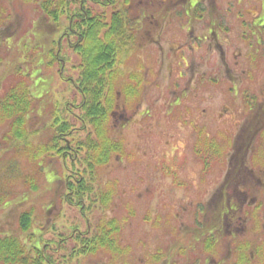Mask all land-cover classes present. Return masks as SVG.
Instances as JSON below:
<instances>
[{"label":"rangeland","instance_id":"1","mask_svg":"<svg viewBox=\"0 0 264 264\" xmlns=\"http://www.w3.org/2000/svg\"><path fill=\"white\" fill-rule=\"evenodd\" d=\"M262 2L76 0L52 23L42 18L37 0H0V96L22 77L34 96L21 138L12 142L8 121H0V234L22 235L20 218L27 210L28 232L43 228L33 241L54 242L48 252L55 264H264V136L258 132L264 67L249 72L256 59L247 64L237 49L241 19L263 13ZM127 3L134 12L128 19L154 20V42L116 56L114 91L120 98L110 123L122 151L99 167L100 186L90 179L97 191L87 195L89 210L81 212L61 198V159L35 155V146L50 138L52 124L65 113L77 128L71 134L81 139L90 129L80 128L78 118L81 55L79 32L71 28L78 8L91 4L99 14H117ZM187 16L197 19L189 23ZM213 20L218 43L207 30ZM189 31L193 47L185 46ZM140 62L154 66L137 67ZM132 77L138 88L127 96ZM245 89L253 105L247 106ZM70 139L68 134L60 142ZM99 190L110 193L106 208L97 201ZM110 218L119 223L122 250L76 254L75 229L89 237L97 222ZM61 237L64 248L56 246Z\"/></svg>","mask_w":264,"mask_h":264},{"label":"trees","instance_id":"2","mask_svg":"<svg viewBox=\"0 0 264 264\" xmlns=\"http://www.w3.org/2000/svg\"><path fill=\"white\" fill-rule=\"evenodd\" d=\"M37 1L39 9L43 12L42 18L53 23L58 21L60 15L68 13L67 6L69 7L76 0ZM130 4L127 3L119 9L122 12V17L116 16L121 15V12L99 14L100 12L90 6L91 4L87 9L78 8V18H75L71 25V28L79 32V39L75 47L81 55L80 74L77 82L80 85L81 94L79 105L83 104V106L81 108L82 115L80 117L79 114L78 118L81 121L80 128L90 129L81 139L77 134H71L75 133L77 128L70 123L69 117L65 113V117L61 116L60 121L52 124L53 133L50 138L35 146V155H45L51 162V158L61 159L63 170L62 173L59 171L57 177L62 184L61 198L78 206L81 212L89 210L90 205L87 203L86 206L84 205L85 199L88 200L90 195L97 191L92 188L90 179L96 177L97 185L100 186V183L98 184L99 167L108 163L112 155L122 151L120 136L112 134L114 126L110 123V118L114 116L120 98L119 93L114 91L116 87L115 59L120 50L126 51L127 40H130L132 33L130 27H125L126 24L128 26L132 24L128 19L134 14ZM126 33H129L127 37ZM124 92L127 96H129L128 92L132 94L131 87H126ZM33 104L34 96L25 77L10 85L0 96V121H8L9 131L6 136L12 142L22 137V130L26 131V121L32 111ZM90 130L93 131V136ZM68 134L71 135L70 144L60 142ZM67 161H69L68 164ZM38 167L39 172L43 171L41 163ZM24 180L31 185L34 184L31 178L25 177ZM99 186L98 189H100ZM4 190V187L1 186L0 191L3 193ZM98 192L97 201L100 206L106 208L111 199L110 193H103L101 190ZM1 200L2 195H0ZM31 222L30 211H23L20 218V231L24 236L0 234V263L55 264V260L51 259L48 252L54 242L46 238L41 242L43 246L35 243L33 239L36 236L41 237L43 228L39 227L37 233L28 232ZM74 227L77 228L76 224ZM75 230V234L77 233L75 239L79 240L78 249H73L76 254L94 253L98 249H104L110 253L122 250L117 238L119 223L115 218L102 219L97 222L89 237H83L77 229ZM25 241H28L29 244H26ZM56 243L59 248L65 246L63 237L59 238Z\"/></svg>","mask_w":264,"mask_h":264},{"label":"flooded vegetation","instance_id":"3","mask_svg":"<svg viewBox=\"0 0 264 264\" xmlns=\"http://www.w3.org/2000/svg\"><path fill=\"white\" fill-rule=\"evenodd\" d=\"M262 10H263V13L261 14H258V13H255L252 17V19H246V18H242L241 19V23H240V28H241V32L239 33L240 37L239 39L242 41V45L241 47L240 46H237V49L239 50V54H244L246 59V63L248 64L249 61H254V58L256 59L255 60V65H251L249 66L250 68V71L249 72H252V67H253V70L254 68L256 67H264V0H262ZM197 3L195 2L193 4V7L194 8V5H196ZM147 5V4H146ZM147 8H149V6L147 5ZM188 17V16H187ZM199 17V16H198ZM192 19H197V16H189L188 17V22L191 23L193 22ZM130 21L132 22V24L129 26L130 29H132V33L130 35V40H127V47H126V52H130L134 49V47H136L135 49L139 48L140 50L143 49V46H149V45H152V43L154 42V32L152 31V29L154 28L153 25H154V20H151V19H148L146 17H143V15H138V16H135L134 18L130 19ZM219 24L217 21L213 20L211 21V23H209V26L207 27L208 29V32H211L214 37L217 39V43H218V39H219V34L217 33L219 31ZM229 27V26H228ZM146 28V30H145ZM144 30V31H142ZM211 30V31H209ZM142 31V32H141ZM142 35V38L140 39V41L138 40V34L139 33ZM129 35V33H126V37ZM190 36L189 39H187L186 41V44L185 46H190V47H193V44H191L190 40L194 39L193 38V33L192 31H189V34ZM195 38L199 41L205 39L203 37H200L199 35H196L195 34ZM216 43V44H217ZM231 44H234L236 45V42L234 41H231ZM241 49H244L245 51H242ZM148 50V48H147ZM149 51V50H148ZM183 51V49H182ZM253 52V54H252ZM257 57H259L257 59ZM262 57L261 59V63L260 62L258 63L257 60H259L260 58ZM263 60V61H262ZM182 62L184 65H187V58L182 55ZM154 65H151L149 63H138L137 67H153ZM190 66V65H189ZM244 70V69H243ZM257 70L255 69V72ZM133 78V77H132ZM132 82L129 83L130 84V87L132 89V94L135 93L136 89L138 88V80L133 78L131 80ZM231 83H232V86H231V89L233 91V95L236 94V81L232 78L231 80ZM119 93V92H118ZM120 94V93H119ZM244 95L247 96L248 99H245V102L247 104V106H250V105H253V94L251 96L247 95V91L246 89L244 90ZM260 109L263 110L264 112V99L261 101V104H260ZM260 109L257 110V112L259 113ZM256 112V113H257ZM233 115L235 116L234 114V111H233ZM121 116H124V114L121 113ZM262 120V118H259ZM258 132L260 133V135L264 136V123H262V125L258 128ZM212 226V227H211ZM217 225H210V228L209 229H215Z\"/></svg>","mask_w":264,"mask_h":264}]
</instances>
